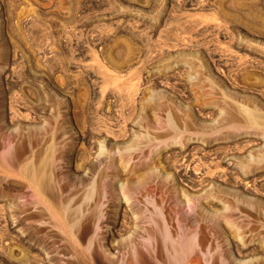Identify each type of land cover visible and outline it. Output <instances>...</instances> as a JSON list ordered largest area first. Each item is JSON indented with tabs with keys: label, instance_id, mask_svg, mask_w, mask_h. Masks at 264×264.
Returning <instances> with one entry per match:
<instances>
[{
	"label": "rangeland",
	"instance_id": "rangeland-1",
	"mask_svg": "<svg viewBox=\"0 0 264 264\" xmlns=\"http://www.w3.org/2000/svg\"><path fill=\"white\" fill-rule=\"evenodd\" d=\"M157 52L173 58L186 54V59L190 56L187 63L195 67L177 71L171 79L162 78L161 84H157L156 74H163L176 63L173 58L148 61ZM205 52L263 54L264 0H0V264H9L13 259L41 262V254L48 253L52 255L48 264H92L86 247L91 236L92 239L101 236L104 226L101 228L100 220L83 226L75 224L71 229L66 228L65 233L69 229L66 235L45 201L55 206L62 202L72 205L75 196L96 181L99 170L106 166L109 170L111 164L117 170L113 169L116 179L120 177L113 183L115 196L119 194L124 199L120 186L125 183L143 188L148 175L156 179L162 176L171 186L175 208H181L184 213L197 209L207 224L219 220L215 233L203 224L206 242L201 247L195 246L201 264H211L215 255L223 264H264V255L239 256L233 248L234 240L239 245L254 242L257 250L264 248L261 216L238 209L230 216H219L228 205L226 197L215 209H209L202 201L191 204L184 191H179L176 197L171 174L159 167L163 166L159 152L165 146L164 149L168 148L172 137L178 143L180 139L179 135L160 140L155 137L166 128L164 124L171 108L182 113L189 97L185 94L193 95L191 88H214L216 73L204 69L203 64H209L206 57L199 58ZM108 53L145 56L131 62L129 68L115 72L122 81L140 79L144 83H139L143 93L136 110L128 115L120 111L113 97L102 95L103 84L97 83L94 91V81L88 73L90 65L101 73L107 65ZM219 95L227 97L223 89ZM179 96L185 103L180 106ZM220 110L221 105L210 116L193 114L191 121L198 126L215 124ZM120 122V125L126 123L127 135L113 139L108 130H114ZM104 133L111 136L103 138ZM44 154L51 156L48 158L54 166L55 178L51 191L41 193L40 197L25 179V163L29 159L46 158ZM96 155L101 157L100 161L83 184L72 172L73 165L82 168L86 164L88 168L90 158ZM155 195L159 196L146 192L140 198L139 204L146 212L149 206L158 210ZM106 198L100 199L104 205L99 201L103 205L100 204L101 209L108 203ZM115 201L109 204L111 216L115 215ZM77 204L73 205L77 207ZM80 208L81 216L87 210ZM173 215V223L179 226V213ZM198 224L199 221L187 229L190 235H195L193 242L198 239ZM126 238H131L130 232L116 239ZM99 239V250L107 257L115 255L121 259L134 251L132 247H123L114 253ZM144 239V235L137 237ZM30 240L37 250L29 247ZM77 252L86 253L83 255L88 260L83 257L84 262L79 263ZM99 264L110 263L99 260Z\"/></svg>",
	"mask_w": 264,
	"mask_h": 264
},
{
	"label": "bare ground",
	"instance_id": "bare-ground-1",
	"mask_svg": "<svg viewBox=\"0 0 264 264\" xmlns=\"http://www.w3.org/2000/svg\"><path fill=\"white\" fill-rule=\"evenodd\" d=\"M187 56L181 53L173 58L171 55L157 52L148 57V61L152 63L171 61L172 58V61L176 60V63L167 67L163 74H156V83L161 84L162 78L171 79L177 71L194 69L193 64L187 63L190 59V56L186 59ZM144 57L143 54L116 53L114 55L108 53V57L105 58L107 65L103 66L104 70L101 73L94 65L89 66L88 73L93 78L94 91L96 92L97 83L103 84L102 95L113 97V101L117 102L123 114L128 115L135 109L138 99L143 93V87L139 86L142 81L140 79L138 81H122L115 72L129 68L131 62L140 61ZM204 57L209 62V64L207 62L203 64L204 69L214 70L216 73L215 77L213 76L215 78H213L215 80L213 81L214 88L205 89L203 87L202 90L191 88L193 95L191 96V92L185 94L186 97H189L186 99L183 112L179 113L171 108L166 122L164 121L166 128L157 132L155 137L160 140L166 136L179 135L180 139L178 143V140H174L176 138L172 137L173 141L171 144L168 143V148L164 149L165 146L162 149L163 152L160 150L162 153L159 152V162L163 166L159 167L171 174L176 197L179 191H184L189 196L188 201L191 204L195 205L202 201L209 209H215L220 200L226 197L228 205L224 211L219 212V216H230L234 213V209H238V211L247 213L253 211L264 220V53L205 52L199 55V58ZM119 61L124 63L118 64ZM196 80L198 82L199 77ZM221 89L224 90L227 97H220ZM179 98L177 104L180 106L183 101L182 97L179 96ZM220 105L222 111L220 110L215 124L198 126L194 121L192 123L193 114L200 117L210 116L216 113L215 110L217 111V107ZM120 124L121 122L118 123L117 128L112 127L114 130L107 129L108 133L110 131L113 136L104 133L103 138H107V136H111L113 139L125 137L127 135L126 123ZM116 130L117 132H115ZM145 136H143L144 139ZM148 136H150L148 139H151L152 136ZM176 137L178 138V136ZM99 149L103 148L99 146ZM99 149L96 148L97 151ZM117 149L120 150L118 147ZM36 153L38 155V152ZM103 153L106 152L103 151ZM44 155L46 158L42 157L40 160L37 158L38 161L36 158L29 159L30 161L25 163V179L28 181L29 187L33 189V193L39 194L40 197L41 193L51 191L52 185H54L52 179L55 178V176L53 177L54 166L48 158L50 155L48 157L47 154ZM100 158L99 155L98 157L97 155L92 156L88 162V168L86 164L82 168L73 165L72 172L83 183L92 175L91 171L94 170ZM108 166L111 168L110 171L107 166L101 168L96 181L89 187H85V191L81 195L75 196L74 203H79L77 207L73 205L74 203L72 205L63 202L57 204L60 200L56 203L58 206L48 204L47 202H52L44 197L46 207L49 208L50 214L54 213L55 216H51L56 217L63 233L67 230L66 228L71 229V226L75 224L83 226L92 224L97 219L100 220L101 228L104 226L101 236L99 234L97 235L99 237L95 236L94 239L91 236V240L87 244L88 247H86L88 258L92 264H99V260H105L110 264H201L198 248L196 249L195 246L201 247L206 242L207 234L204 225H208L210 230L215 233L220 223L219 220L215 221L217 224L215 222L207 224L197 209H192L191 213H184L181 212V208H175L172 203L174 196L170 189L171 186L167 185L166 179L162 176L156 179V177L152 178L151 175H148L145 179L147 184L143 188H135L125 183L126 185L120 186V190L124 194V199H121L119 194L115 196L113 190L115 189L114 181H119L120 177L116 179L114 175L117 170L112 164ZM106 176H110V179H107ZM65 182L67 183V181ZM146 192L158 193L159 196L155 195L154 197V202L159 207L158 210L151 208L152 206H149V212L143 210L144 207L139 204V200ZM103 196L107 197L108 203L105 202L106 206L101 209L100 199ZM114 199L116 200V211L113 210L115 215L111 216L109 204ZM40 200L42 199L40 198ZM102 204L104 205V203ZM102 204L101 206H103ZM81 206L83 211L85 209L87 212L80 216ZM176 212L179 213V226L173 223V213ZM197 221H199L198 239L193 242L195 235H190V230L187 231V229H189L188 226H194ZM128 232L131 233V238L116 239ZM143 235L146 240H137V237ZM25 237L27 236L25 235ZM99 238H101L104 247L114 253L121 251L123 247H130V249L132 247L134 251H129L128 255L121 259L115 255L107 257L99 250ZM29 239L26 238L27 241ZM29 247L38 249L32 241L29 243ZM233 248L239 256L264 255V248L257 250L254 242L239 245V242L234 240ZM80 249L83 250V248ZM82 250L81 252H85ZM49 254H41V262L30 259H25V261L13 259L9 264H48L52 259V255ZM83 254L86 253L77 256L79 263L84 262L82 261L85 256ZM86 258L84 257V259ZM211 264L223 263L219 256L215 255Z\"/></svg>",
	"mask_w": 264,
	"mask_h": 264
}]
</instances>
